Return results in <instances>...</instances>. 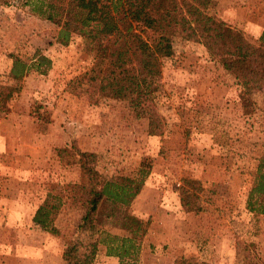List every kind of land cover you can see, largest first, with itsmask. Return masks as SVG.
<instances>
[{
	"label": "rangeland",
	"instance_id": "obj_1",
	"mask_svg": "<svg viewBox=\"0 0 264 264\" xmlns=\"http://www.w3.org/2000/svg\"><path fill=\"white\" fill-rule=\"evenodd\" d=\"M207 11L259 42L264 0H213ZM57 32L23 0L0 4V82L8 81L15 58L30 63L36 49L52 60L47 73L33 70L14 82L20 90L0 103V264H65L71 242L79 240L81 251L94 242L98 226L79 227L86 205L74 186L82 180L78 149L95 152L107 178L134 176L144 159L152 162L128 209L150 221L137 264H176L181 257L264 264V216L247 208L264 158V84L241 86L204 45L175 37L157 78L165 127L151 135L149 107L76 81L94 56L82 36L61 45ZM186 177L204 187L197 212L181 203ZM51 192L64 199L54 220L58 236L33 221ZM94 264L120 263L99 246Z\"/></svg>",
	"mask_w": 264,
	"mask_h": 264
},
{
	"label": "trees",
	"instance_id": "obj_2",
	"mask_svg": "<svg viewBox=\"0 0 264 264\" xmlns=\"http://www.w3.org/2000/svg\"><path fill=\"white\" fill-rule=\"evenodd\" d=\"M13 0H0L9 3ZM213 0H23L31 11L58 26L56 43L68 45L74 36L86 40L94 56L85 79L100 92L116 99H129L149 107V134L164 131L165 118L158 110L157 78L163 69L162 52L170 53L175 37L199 42L208 54L230 73L238 84L252 88L264 84V30L259 42L250 41L245 33L208 13ZM52 60L36 49L30 63L15 58L7 82H0V103L6 106L20 90L21 81L33 70L45 74ZM13 82V83H12ZM82 180L75 183L86 205L79 227L94 231L93 243L81 251L79 240L63 251L65 264H94L99 246L107 256L119 258L120 264H137L143 239L150 221L129 212L152 171V162L144 159L134 176L104 177L97 168V154L77 150ZM247 208L264 216V158L256 167ZM200 180L184 178L180 188L183 208L201 209ZM64 205L62 196L48 193L37 208L33 221L53 235L61 230L54 220ZM117 228L121 233H115ZM176 264H199L193 257H181Z\"/></svg>",
	"mask_w": 264,
	"mask_h": 264
}]
</instances>
